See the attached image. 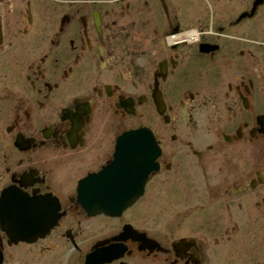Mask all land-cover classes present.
Listing matches in <instances>:
<instances>
[{
	"label": "flooded vegetation",
	"instance_id": "af4514ba",
	"mask_svg": "<svg viewBox=\"0 0 264 264\" xmlns=\"http://www.w3.org/2000/svg\"><path fill=\"white\" fill-rule=\"evenodd\" d=\"M141 128L157 171L116 217L86 213ZM8 187L51 225L0 226V264H264V0H0Z\"/></svg>",
	"mask_w": 264,
	"mask_h": 264
},
{
	"label": "snow or ice",
	"instance_id": "6c2138e0",
	"mask_svg": "<svg viewBox=\"0 0 264 264\" xmlns=\"http://www.w3.org/2000/svg\"><path fill=\"white\" fill-rule=\"evenodd\" d=\"M136 138L144 139L137 144ZM130 140L134 145V150L126 158H119L113 166V174L99 192V196L103 200L118 201L124 188L135 179L137 169L139 167H147L152 163L151 146L148 143L146 134L134 132ZM126 238L122 237V239ZM133 238L139 239L134 234Z\"/></svg>",
	"mask_w": 264,
	"mask_h": 264
},
{
	"label": "water",
	"instance_id": "95a60500",
	"mask_svg": "<svg viewBox=\"0 0 264 264\" xmlns=\"http://www.w3.org/2000/svg\"><path fill=\"white\" fill-rule=\"evenodd\" d=\"M151 166L152 165L150 164L146 167V173L152 168ZM36 202V200L28 199L27 197L20 195L13 189L8 188L2 193L0 201V219L1 216L4 215L7 220L14 223V228L16 230L14 236H17L20 240H25L40 234V229L37 224L41 221L39 220L35 222L33 220V218L38 216V211L34 207ZM98 255L99 258L95 260L94 254L87 256L85 264H98L101 263L99 261H108L110 259V256L106 257L105 255Z\"/></svg>",
	"mask_w": 264,
	"mask_h": 264
},
{
	"label": "rangeland",
	"instance_id": "374dc122",
	"mask_svg": "<svg viewBox=\"0 0 264 264\" xmlns=\"http://www.w3.org/2000/svg\"><path fill=\"white\" fill-rule=\"evenodd\" d=\"M171 210V204L169 203H163V211L169 212Z\"/></svg>",
	"mask_w": 264,
	"mask_h": 264
}]
</instances>
